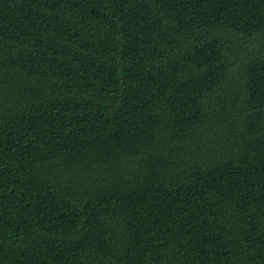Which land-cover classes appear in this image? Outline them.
Instances as JSON below:
<instances>
[{"label":"trees","instance_id":"obj_1","mask_svg":"<svg viewBox=\"0 0 264 264\" xmlns=\"http://www.w3.org/2000/svg\"><path fill=\"white\" fill-rule=\"evenodd\" d=\"M0 264H264V0H0Z\"/></svg>","mask_w":264,"mask_h":264}]
</instances>
